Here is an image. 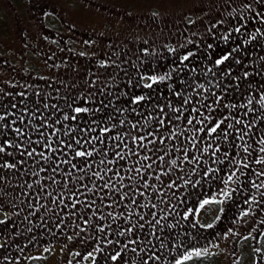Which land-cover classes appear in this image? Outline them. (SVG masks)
Wrapping results in <instances>:
<instances>
[{
	"label": "rangeland",
	"instance_id": "1",
	"mask_svg": "<svg viewBox=\"0 0 264 264\" xmlns=\"http://www.w3.org/2000/svg\"><path fill=\"white\" fill-rule=\"evenodd\" d=\"M143 47L150 52L141 53ZM225 55L229 59L224 64L215 63ZM139 61L147 64L138 69ZM192 64L196 70H191ZM195 71L199 77L219 79L215 85L195 88L201 93V111L207 117L204 125L194 120L195 127L205 126L206 132L224 119L221 128L227 135L221 132L217 138L216 134L198 132L194 139L192 126L186 124L193 116L182 122L183 133L168 131L166 125L157 127L159 117L135 121L137 137L154 133L143 141L144 147L137 146L139 158H151L141 169L162 175L164 190L169 191L159 199L158 209L152 207V216L160 214L159 220L154 223L148 215V223L145 216L144 220L142 215L135 217L129 235L124 229H111L106 220L109 215H103L105 234L101 233V238L103 235L107 248L102 251L89 228L80 230L86 212L76 210L74 215L68 214L77 222L72 238L66 231L57 236L46 234L44 240H40L42 236L31 238L23 249L32 256L28 264H82L81 258L72 260L77 246L81 251L102 252L101 261L93 264H264V175H256L264 172V162L256 163L264 160V152L259 151L264 147L260 143L264 140V0H0V116L4 117L0 146L5 141L54 143L51 132L56 125L82 130V124L92 122L87 115H101L109 106L110 95L118 98L111 101L121 104L120 120L129 121L131 130L134 118L124 114L133 96L124 98L131 91L124 85L118 89V82L144 74L149 75L146 79L164 77L161 82L171 86L175 80L190 79ZM203 101L211 102L212 113ZM76 107L89 112L80 113L67 124L71 119L64 116L77 115L73 111ZM162 120L170 123L164 117ZM228 124L232 128H227ZM98 125L100 128L103 123ZM82 137L81 133L74 141L79 139L83 144ZM160 138L165 140L163 145ZM152 139H156L155 144L148 143ZM213 142L217 143L222 167L211 174V183L189 191L184 179L195 173L201 156L215 152ZM6 152H0V179L16 173L9 193L17 188L32 196L29 185H34L37 198L43 193V178L48 179L43 173L46 167L40 166L44 169L41 172L29 169L25 182V176L18 177V168L12 171L5 167L9 171L3 175V163H14L6 161L14 151ZM173 159L176 165L171 164ZM149 164L150 168L145 167ZM75 180L73 177L71 183ZM37 181L40 185L36 190ZM125 186L130 189V182ZM136 187L138 196L141 187ZM81 188L86 195L84 184ZM7 198H0V215L6 212L7 217H15L17 198ZM171 207L173 214L166 215ZM142 211L137 209L135 216ZM119 232L125 234L120 236ZM120 238L135 240L129 245L136 251L123 249V244L129 243L125 240L118 250L113 248ZM117 252L123 260H111Z\"/></svg>",
	"mask_w": 264,
	"mask_h": 264
},
{
	"label": "flooded vegetation",
	"instance_id": "2",
	"mask_svg": "<svg viewBox=\"0 0 264 264\" xmlns=\"http://www.w3.org/2000/svg\"><path fill=\"white\" fill-rule=\"evenodd\" d=\"M148 49L150 48L143 47L140 51L143 54H147L150 52ZM145 64H147V62L143 63L141 61L140 63L139 61L138 69H141ZM152 67L154 68L155 64ZM191 67L192 70L197 66L192 64ZM164 68H166V66L163 67V69ZM134 69H137V67H134ZM195 75L198 77L192 78ZM147 76L149 75H140L142 78L134 76L133 79H127L124 83H117L118 89L124 85L131 91V94H125L124 98L128 99L133 96L131 98L133 101L136 97H144V100L139 103H131V106L128 107L129 111H126V113L124 112V116L134 118L135 127L131 128V130H129L130 127L127 126L129 121L123 122L120 120L119 116L122 115H120L119 106L121 104L113 105V102L115 103L118 98L111 97L114 95H110L109 106L102 111L101 115H98L97 112L91 113L92 115H87L89 121L92 122H90V124H82V130L61 128L59 126L60 123L53 128L51 133L54 143L50 144L51 149H57V151H52L50 148L46 147L48 144L43 143H8L5 141L3 147L7 150L6 153H8L9 149L14 151L11 154L12 157H9L6 161L11 163L13 161V164H16L15 168L20 169L17 171L18 177L25 176L26 178L23 177V181L25 182L30 175V173H28L29 169L34 172H41L40 166H43L46 167L43 173L48 179L43 178V193H40L37 198L34 196V185H31L29 189L32 196L26 195L25 191H19L17 188H15L11 194L9 193L10 187L12 188L14 185L16 173H12V177L10 178L6 177L0 179V198L4 199L7 196V199H9V197H16L17 202H15V207L18 208L15 217L13 214L7 217L8 215L6 212H1L0 215V222H2L0 223V264H28L32 256L30 254L26 255L28 250L25 249L23 251V249L28 246V241L31 238L36 240L38 237L42 236L40 240H44L43 237H48L46 234H49V236H57L59 231H66L65 235L67 236L69 234L70 237L68 238H72L77 222L74 223L71 221L68 214L74 215L76 210L86 212V217L81 220L80 230H85L86 227L89 228L87 231L90 232V235L95 237L96 241L94 242L97 243L96 246L102 247V251L107 248L103 240V235L105 233L104 231H99L100 228H103L101 227L103 226V220H101L104 219L103 215H109L106 219L111 222L109 227L117 231L121 229L127 231V229L132 228L131 225L135 222V217H139L140 215H142L141 220H144V216L146 220L148 215L151 216L149 220L155 219L152 220L154 223L159 220L160 214L158 216H152V207L158 209L159 204L157 203L159 199H161V196L168 194L169 191L164 190L166 182L162 181V175H157L155 172L152 174L149 172L147 174V170L143 171L141 169V167L143 168V163L147 164L148 160H141V158H139L137 143H133L132 138L138 136V131H136L138 126L135 124V121L138 119L142 120L145 117H159L157 119V123H159L162 117H164L166 121L171 118V122H174V125L171 122L164 123L163 126L166 125V130L168 129V131L171 132L180 131L183 133L184 127L182 128L181 125L184 119H186L187 116L197 118L199 115L196 112H192L191 109L197 108L202 112L201 99L199 100V98H201V93L196 89L211 85V83L215 85L216 81L219 79H212L210 76L205 78V75L199 77L198 73L195 71L193 74L191 73L190 79L175 80L171 86L168 83L161 82V79H157V83L153 84L151 88H147L144 87V85L152 82L151 78L146 79ZM198 83L201 85H197ZM185 100H187L188 103H184ZM210 103L209 101H203L204 108H207V111L209 107H206V105L210 106ZM176 109H181L182 114L181 112H177ZM209 112L212 113L211 110H209ZM177 116H180V119H175ZM66 122L67 124H69V122L71 124L74 121L71 119V121ZM99 123H103L100 128L98 125ZM140 124H142V126L145 125L144 123ZM158 126H161V124L159 123L157 127ZM104 128H108L110 131L103 133L102 130ZM66 131H68L67 135L65 134ZM53 133H55V135H53ZM81 133L83 134L82 147L76 145V140L74 141L76 137L81 136ZM60 141H63V143H60ZM68 144H72L71 149L67 147ZM125 144L127 147H124ZM116 145H120V147H116ZM213 147H215V152L205 153L201 156L196 165L195 173L184 179L186 184L185 188H188L189 191L202 189L204 184L207 185V183H211V174L218 169V167H222L220 159L217 157V143L213 142ZM33 148L36 149L37 153L42 151L45 156L51 158L46 161L39 155L29 157L27 152ZM93 149L96 151H94L92 157L74 158L76 150L92 151ZM129 149L134 150L137 154H133ZM120 151H122L124 159H120L115 155L116 152ZM101 152L107 153L106 157H104V164L100 163L102 158L100 155ZM4 157H7V154H5ZM65 160L70 161V163H64L63 161ZM138 160H140V163H137ZM76 161H78V164L74 163ZM85 161L91 164L90 168H85ZM108 161L115 162L108 163ZM57 164L59 165L58 170L53 172L52 169ZM73 164L76 165V168L72 167ZM3 165L4 168L7 167L5 162ZM15 168L10 169L16 171ZM136 168H140L139 174L135 171ZM1 169L2 166H0V173ZM5 169L7 171H3V175L9 171L7 168ZM80 169L84 170L81 171ZM103 169H110L111 171L104 172L102 171ZM94 172H100V175H102L104 179H100L99 176L93 175ZM68 173H70V175ZM73 177H76V180L71 183ZM157 177L159 178L157 179ZM91 182H93L94 187H91ZM129 182L130 189L129 186H125V183L127 184ZM147 182L148 185L145 187ZM81 184H84L87 190L86 195L82 193L83 189L81 188ZM106 184L110 186H105ZM137 184L141 187L138 196L136 195L138 191L136 187ZM39 185V181L35 182L36 190ZM142 185L144 188H142ZM183 191L186 190L184 189ZM49 193H51V195H49ZM124 193H127V195L125 196ZM141 193H143V195H141ZM163 198L165 197L163 196ZM133 200L135 203H133ZM143 201L147 203L144 204L142 203ZM73 204H75L74 207ZM136 206L140 208L135 209ZM137 209H142L143 211L142 214L135 216ZM171 209L172 207L166 211V215L173 214ZM159 212L162 213V211ZM46 213H48V215ZM56 213L65 214L56 216ZM149 220L146 221L150 223ZM85 221H87V223H85ZM10 222H12L11 225ZM50 231L52 234H50ZM101 233H103L102 238ZM113 233L114 232H112L111 235H117V233ZM128 234L130 235L129 232ZM84 235L85 231L81 232V235L78 236L81 238ZM18 238L20 243H18ZM123 240L129 242L126 244H128V247L132 251L133 247L129 245L132 239L120 238L118 244L115 242L112 244L113 248L116 247L118 250L119 245L123 244ZM31 243L32 241L30 244ZM75 246H77V243H75ZM46 249L48 248L46 247ZM75 250L73 261H79L80 258L82 264H93L97 261H101L100 255L102 252L95 254L91 251H81L79 250V246H77ZM113 251L116 250L113 249Z\"/></svg>",
	"mask_w": 264,
	"mask_h": 264
},
{
	"label": "snow or ice",
	"instance_id": "3",
	"mask_svg": "<svg viewBox=\"0 0 264 264\" xmlns=\"http://www.w3.org/2000/svg\"><path fill=\"white\" fill-rule=\"evenodd\" d=\"M236 31H239V29H236ZM225 39H227V37H225ZM233 51H235V49H233ZM187 59H188V56H185V57H184V60H187ZM228 59H229V56H228V55H225L222 59H218V60H216L215 63L218 64V65H222V64H224V62L227 61ZM245 75H247V73H246ZM160 79L163 80L164 77H160ZM151 80H152V82L149 83V84L144 85V87L151 88L153 84L157 83V79H156L155 77H152ZM178 95H179V93H178ZM142 100H144V97H143V96H139V97H136L135 99H133L132 103L136 104V103H139V102L142 101ZM218 102H219V101L217 100L216 103H218ZM184 103H188V101L185 100ZM206 107H209L210 110H211V106L206 105ZM73 111H74L77 115H74V116H68V115H65V116H64V119H65V120H68V119L76 120V119L78 118V115H79L80 113H87V112H89V109H87V108H83V107H76V108L73 109ZM176 111H177V112H181V114H182L181 109H176ZM191 111H192V112H196V113H198V114H199V117H200L199 119H197L196 117H193L192 119H187V120H186V124L189 125V126H192L193 138H194V139L196 138V133H198V132H199V133H205V134L208 135V136H212L213 134H216V137H217V138H219V135H220L221 132H223L225 135H227V133L225 132V130L221 128V125L224 124V119H221V120H220L218 123H216L214 126H212V127H210V128H207V131L205 132V126H202V127H200V128H196V127H195V124H201V125H204V120L207 119V117H204L203 112H200V110L197 109V108H192ZM175 119H180V116L175 117ZM2 120H4V117H3V116H0V121H2ZM194 120H195V124H194ZM58 122H59V121H58ZM169 122H171V118H170ZM159 123H160L161 125H163V124H164V121L161 119V120L159 121ZM236 123H240V121L237 120ZM133 127H135V125H133ZM227 128H229V129L232 128V124H228V125H227ZM218 130H220V132H218ZM17 131H19V129H17ZM68 131H70V130H68ZM68 131L65 132L66 135L68 134ZM102 131H103V133H107V132L110 131V129H108V128H104ZM53 135H55V133H53ZM172 135H176V133H172ZM148 136H154V133H152V132H148L145 136L133 137V138H132L133 143H137V146H138V147H144V145H143V141L146 140V139L148 138ZM242 138H243V137H241V139H242ZM93 139H95V138H93ZM89 142H90V141H89ZM60 143H63V141H60ZM75 143H76V145L82 147L81 140L77 139V140L75 141ZM148 143H150V144H155V143H156V139L148 140ZM159 143L163 145V144L165 143V140H164L163 138H160V139H159ZM260 143H261V144H264V140H261ZM46 147H48V148L51 149V144L49 143L48 145H46ZM67 147H68L69 149H71V148H72V144H68ZM116 147H120V145H116ZM124 147H127V145L125 144ZM209 147H211V145H209ZM51 150H52V151H57V149H51ZM206 150H207V149H205V151H206ZM217 150H218V149H217ZM4 151H5V148H4L3 146H0V152H4ZM94 151H96V150H95V149H93L92 151L76 150V151H75V157H74V158H76V157H79V158L92 157L93 154H94ZM129 151L132 152L133 154H137V153L134 152V150H132V149H129ZM245 151H247V148H245ZM259 151H260V152H264V147H261V148L259 149ZM165 154L167 155V152H166ZM22 155H23V153H22ZM27 155H28L29 157H32V156H34V155H39L40 157H42V158L45 159V160L51 158V157L45 156L44 152H42V151L39 152V153H37V152H36V149H34V148L31 149L30 151H28V152H27ZM100 155H101V157H102L101 160H100V163H101V164H104V163H105V159H104V157H106L107 153H106V152H101ZM115 155H116L118 158H120V159H124V156H123V154H122V151H120V152H116ZM141 159H142V160H148V159H150V157L145 156V157H142ZM159 159H160V160H163L164 157H163V156H160ZM63 162H64V163H70V161H67V160H65V161H63ZM113 162H115V161H108V163H113ZM262 162H264V160H257V161H256V163H262ZM137 163H140V160H138ZM176 163H177V161H176L175 159H173V160L171 161V164H172V165H176ZM6 166H7V167H10V168H15L16 165H15V164H7ZM58 167H59V165L57 164L55 167H53L52 171H53V172H56V171L58 170ZM72 167H73V168H76V165L73 164ZM90 167H91V164H89L87 161H85V168H90ZM145 167L150 168L151 165L149 164V165H146ZM245 167H247V165H245ZM43 170H44L43 168L40 169V171H43ZM80 170L83 171L84 169H80ZM102 171L107 172V171H111V170H110V169H103ZM135 171L139 174V173H140V168H136ZM33 174H36V173H33ZM68 174L70 175V173H68ZM93 175H95V176H99L100 179H104V177H103L102 175H100V172H94ZM256 175H257V177L262 176V175H264V172L256 173ZM158 178H159V177H157V179H158ZM121 179H122V178H121ZM229 179H232V177L229 176ZM262 184H264V182H262ZM105 186H110V185H107V184H106ZM253 186H254V187H259L260 185H255V184H254ZM29 187H31V185H29ZM145 187H147V184H145ZM49 195H51V193H49ZM124 195L126 196L127 193H124ZM141 195H143V193H141ZM121 198H123V197H121ZM133 203H135L134 200H133ZM74 206H75V204H73V207H74ZM0 223H2V222H0ZM85 223H87V221H85ZM141 227H142V225H141ZM103 230H104L103 228H100V229H99V231H101V232H102ZM132 230H133L132 228L127 229V231H128L129 233H131ZM124 234H125L124 232H119V233H118V235H120V236H123ZM108 243H113V241L109 240ZM115 243H119V241H115ZM130 243H136V241L133 240V241H130ZM127 248H128V244H124V245H123V249H127ZM132 251L135 252L136 249L133 248ZM196 255H200V253L197 252ZM110 258H111V260H113V261H116V260H118V259H119V260H123V256H122L121 252H117L116 254L112 255ZM186 259H187V257H186ZM141 264H147V261H141ZM177 264H182V261H178Z\"/></svg>",
	"mask_w": 264,
	"mask_h": 264
},
{
	"label": "trees",
	"instance_id": "4",
	"mask_svg": "<svg viewBox=\"0 0 264 264\" xmlns=\"http://www.w3.org/2000/svg\"><path fill=\"white\" fill-rule=\"evenodd\" d=\"M183 264H185V263H183Z\"/></svg>",
	"mask_w": 264,
	"mask_h": 264
}]
</instances>
